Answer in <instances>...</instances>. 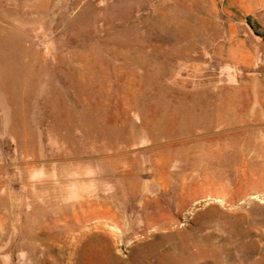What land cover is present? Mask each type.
Wrapping results in <instances>:
<instances>
[{
    "label": "rangeland",
    "instance_id": "374dc122",
    "mask_svg": "<svg viewBox=\"0 0 264 264\" xmlns=\"http://www.w3.org/2000/svg\"><path fill=\"white\" fill-rule=\"evenodd\" d=\"M220 35L203 0H0V264H264V78Z\"/></svg>",
    "mask_w": 264,
    "mask_h": 264
},
{
    "label": "crops",
    "instance_id": "0c3cea01",
    "mask_svg": "<svg viewBox=\"0 0 264 264\" xmlns=\"http://www.w3.org/2000/svg\"><path fill=\"white\" fill-rule=\"evenodd\" d=\"M215 15L220 38L212 56L234 69L249 70L251 77L264 78V36L255 32L247 19L264 31V0H203ZM257 108L264 106V89L252 88ZM264 117V115H262Z\"/></svg>",
    "mask_w": 264,
    "mask_h": 264
},
{
    "label": "trees",
    "instance_id": "16d2710c",
    "mask_svg": "<svg viewBox=\"0 0 264 264\" xmlns=\"http://www.w3.org/2000/svg\"><path fill=\"white\" fill-rule=\"evenodd\" d=\"M247 22H248L249 25L252 26V28L254 29L255 32H257V33H259L260 35L264 36V31H263V30H261V31L257 30V29H259L260 27H259V25L256 24L255 22H252V21H251V18H248V19H247Z\"/></svg>",
    "mask_w": 264,
    "mask_h": 264
},
{
    "label": "bare ground",
    "instance_id": "6f19581e",
    "mask_svg": "<svg viewBox=\"0 0 264 264\" xmlns=\"http://www.w3.org/2000/svg\"><path fill=\"white\" fill-rule=\"evenodd\" d=\"M112 239V238H111ZM82 243V242H81ZM98 249V248H97Z\"/></svg>",
    "mask_w": 264,
    "mask_h": 264
}]
</instances>
